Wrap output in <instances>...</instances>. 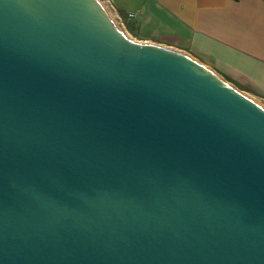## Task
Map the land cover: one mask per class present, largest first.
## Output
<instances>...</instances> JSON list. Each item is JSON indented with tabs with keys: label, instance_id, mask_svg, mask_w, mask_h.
I'll return each instance as SVG.
<instances>
[{
	"label": "water",
	"instance_id": "95a60500",
	"mask_svg": "<svg viewBox=\"0 0 264 264\" xmlns=\"http://www.w3.org/2000/svg\"><path fill=\"white\" fill-rule=\"evenodd\" d=\"M0 264H264V107L100 0H0Z\"/></svg>",
	"mask_w": 264,
	"mask_h": 264
},
{
	"label": "crops",
	"instance_id": "0c3cea01",
	"mask_svg": "<svg viewBox=\"0 0 264 264\" xmlns=\"http://www.w3.org/2000/svg\"><path fill=\"white\" fill-rule=\"evenodd\" d=\"M140 42L184 52L264 102V0H109Z\"/></svg>",
	"mask_w": 264,
	"mask_h": 264
},
{
	"label": "rangeland",
	"instance_id": "374dc122",
	"mask_svg": "<svg viewBox=\"0 0 264 264\" xmlns=\"http://www.w3.org/2000/svg\"><path fill=\"white\" fill-rule=\"evenodd\" d=\"M100 2L104 5V7L106 8V10L108 11V13L110 14V16L112 17V19L114 20L115 24L117 25V27L122 30L126 35L130 36L131 38H133L134 41H138L136 39V37H134L127 29L126 26V22H125V17L123 15H120L112 6V4L109 2V0H100ZM250 98H252L251 96H249ZM253 100H255L258 104H260L261 106L264 107V102L262 101H258L255 98H252Z\"/></svg>",
	"mask_w": 264,
	"mask_h": 264
}]
</instances>
